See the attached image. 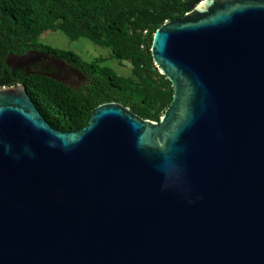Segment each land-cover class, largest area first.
Returning a JSON list of instances; mask_svg holds the SVG:
<instances>
[{
    "label": "water",
    "instance_id": "obj_1",
    "mask_svg": "<svg viewBox=\"0 0 264 264\" xmlns=\"http://www.w3.org/2000/svg\"><path fill=\"white\" fill-rule=\"evenodd\" d=\"M149 52L159 122L113 102L59 131L0 88V264H264V0H202Z\"/></svg>",
    "mask_w": 264,
    "mask_h": 264
},
{
    "label": "trees",
    "instance_id": "obj_2",
    "mask_svg": "<svg viewBox=\"0 0 264 264\" xmlns=\"http://www.w3.org/2000/svg\"><path fill=\"white\" fill-rule=\"evenodd\" d=\"M202 0H0V88H26L52 128L77 132L88 125L95 108L119 103L139 117L159 122L173 99V87L150 54L155 32L177 20ZM46 32H62L69 40L88 39L110 49L113 58L131 66L122 76L98 57L84 60L77 53L40 42ZM31 51L46 53L87 77L74 89L42 64L15 69L9 56Z\"/></svg>",
    "mask_w": 264,
    "mask_h": 264
},
{
    "label": "rangeland",
    "instance_id": "obj_3",
    "mask_svg": "<svg viewBox=\"0 0 264 264\" xmlns=\"http://www.w3.org/2000/svg\"><path fill=\"white\" fill-rule=\"evenodd\" d=\"M40 42L49 45L53 48L70 50L78 55H80L84 60L91 61L95 58L101 57L106 59V65L112 68L115 72L122 76H130L131 75V66L128 63H121L115 58H113L110 49L100 47L90 42L88 39L82 38L78 41L69 40L62 32H46L40 37ZM57 68V76L64 83L73 87L74 89H79L82 84L85 82L77 83L78 75H71L72 79H67L65 74L69 73V68L59 67L58 65H53ZM87 83V80L85 84Z\"/></svg>",
    "mask_w": 264,
    "mask_h": 264
},
{
    "label": "flooded vegetation",
    "instance_id": "obj_4",
    "mask_svg": "<svg viewBox=\"0 0 264 264\" xmlns=\"http://www.w3.org/2000/svg\"><path fill=\"white\" fill-rule=\"evenodd\" d=\"M37 64H42L44 66V68L47 69V70H50L51 68H53L55 70V72H56V77L57 78H58L57 73H59V71H57V68L54 67L53 65H58L59 67H65V68H62V69H65V70H66V68H69V73H66L65 74V76H66L67 79H72V76L71 75H74L75 74V75H78V77H77L78 78L77 83H80V82H83V81L86 82V80H87V77L85 75L79 73L75 68L71 67L69 64H67L65 62H62V61L56 59L53 56H50L46 60H42L40 62H36V63H34V64H32V65H30L28 67H31V66H34V65H37ZM28 67H26V68H28ZM66 72H67V70H66ZM59 80H61V79H59ZM85 82L82 84V86L85 84Z\"/></svg>",
    "mask_w": 264,
    "mask_h": 264
}]
</instances>
